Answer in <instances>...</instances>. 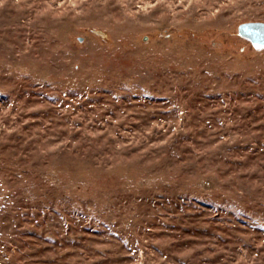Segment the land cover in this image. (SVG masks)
Wrapping results in <instances>:
<instances>
[{"label":"rangeland","instance_id":"rangeland-1","mask_svg":"<svg viewBox=\"0 0 264 264\" xmlns=\"http://www.w3.org/2000/svg\"><path fill=\"white\" fill-rule=\"evenodd\" d=\"M247 20L264 0H0V264H264Z\"/></svg>","mask_w":264,"mask_h":264},{"label":"water","instance_id":"water-1","mask_svg":"<svg viewBox=\"0 0 264 264\" xmlns=\"http://www.w3.org/2000/svg\"><path fill=\"white\" fill-rule=\"evenodd\" d=\"M90 30L107 42L113 41L110 32L105 28L92 27ZM236 35L240 38L247 39L254 49L263 48L264 20H247L240 22L236 27ZM79 39L83 40V37H79Z\"/></svg>","mask_w":264,"mask_h":264}]
</instances>
